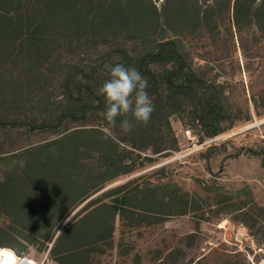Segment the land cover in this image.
Masks as SVG:
<instances>
[{"label":"trees","instance_id":"trees-1","mask_svg":"<svg viewBox=\"0 0 264 264\" xmlns=\"http://www.w3.org/2000/svg\"><path fill=\"white\" fill-rule=\"evenodd\" d=\"M156 1L0 0V246L52 264H127L128 234L227 201L143 177L107 189L181 151L173 118L199 145L264 119V0ZM118 63L148 81L147 125L98 115ZM241 213L264 246V220ZM216 255L191 264L261 263Z\"/></svg>","mask_w":264,"mask_h":264},{"label":"rangeland","instance_id":"rangeland-1","mask_svg":"<svg viewBox=\"0 0 264 264\" xmlns=\"http://www.w3.org/2000/svg\"><path fill=\"white\" fill-rule=\"evenodd\" d=\"M160 4L161 1H156ZM247 80V77H244ZM172 125L180 140L181 151L168 157H156V162L117 180L107 189L143 177L144 182L177 184L191 198L207 196V190H218L227 197L218 203L214 197L209 204L201 202L202 209L187 216H173L150 228L128 234L133 245L127 264H191L211 252L222 256L225 251L248 253L264 264V246L259 245L251 230L243 224L241 212L264 220V119L242 124L204 145L197 144L191 133L179 120ZM215 145L210 154L203 155L208 145ZM208 156H211L207 162ZM164 168V171L159 172ZM242 202H236L238 194ZM196 237L189 239L191 234ZM264 244V231L254 230ZM181 249V250H180ZM170 252L175 254L169 257ZM42 258L36 261H42ZM212 264V263H208Z\"/></svg>","mask_w":264,"mask_h":264},{"label":"clouds","instance_id":"clouds-1","mask_svg":"<svg viewBox=\"0 0 264 264\" xmlns=\"http://www.w3.org/2000/svg\"><path fill=\"white\" fill-rule=\"evenodd\" d=\"M148 81L135 67L118 63L110 69V78L97 90L104 98L105 109L98 115L115 127L117 118L131 115L133 120L147 125L154 112V105L148 94ZM120 127L130 132L132 120L123 119ZM25 254L10 246H0V264H23Z\"/></svg>","mask_w":264,"mask_h":264},{"label":"built area","instance_id":"built-area-1","mask_svg":"<svg viewBox=\"0 0 264 264\" xmlns=\"http://www.w3.org/2000/svg\"><path fill=\"white\" fill-rule=\"evenodd\" d=\"M23 264H52V263L47 259V256H45V257L43 258V260L40 261V262L25 257V259L23 260Z\"/></svg>","mask_w":264,"mask_h":264},{"label":"water","instance_id":"water-1","mask_svg":"<svg viewBox=\"0 0 264 264\" xmlns=\"http://www.w3.org/2000/svg\"><path fill=\"white\" fill-rule=\"evenodd\" d=\"M99 194H100V193H99ZM99 194H98V195H99ZM70 219H71V218H70ZM70 219H69V220H70ZM69 220H68V221H69ZM62 229H63V228H62ZM62 229L60 230V232L62 231ZM60 232H59V233H60Z\"/></svg>","mask_w":264,"mask_h":264}]
</instances>
